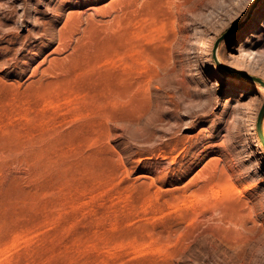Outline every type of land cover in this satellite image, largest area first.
Here are the masks:
<instances>
[{
  "label": "rangeland",
  "instance_id": "374dc122",
  "mask_svg": "<svg viewBox=\"0 0 264 264\" xmlns=\"http://www.w3.org/2000/svg\"><path fill=\"white\" fill-rule=\"evenodd\" d=\"M261 2L0 0V264H264Z\"/></svg>",
  "mask_w": 264,
  "mask_h": 264
},
{
  "label": "water",
  "instance_id": "95a60500",
  "mask_svg": "<svg viewBox=\"0 0 264 264\" xmlns=\"http://www.w3.org/2000/svg\"><path fill=\"white\" fill-rule=\"evenodd\" d=\"M241 24L229 29L221 38H219L217 40V42L215 43V46H214V49H213V54H214V57H215V60H216V63H217V66L219 68H221L222 70L224 71H227L228 73L232 74V75H237L241 78H244L246 80H249V81H252L254 83H257L259 84L260 86L264 87V81H262L261 79H259L258 77H255V76H252V75H249V74H246V73H240V72H236L234 70H231L230 68H228L227 66H225L224 64L220 63L218 60H217V57H216V52H217V48H218V45L220 43V41L226 37L227 35H230L231 33L233 32H236L239 28H240ZM263 117H264V106L259 114V117H258V123H257V132H258V136H259V139H260V142L261 144L263 145L264 147V132H263V126H262V122H263Z\"/></svg>",
  "mask_w": 264,
  "mask_h": 264
},
{
  "label": "bare ground",
  "instance_id": "6f19581e",
  "mask_svg": "<svg viewBox=\"0 0 264 264\" xmlns=\"http://www.w3.org/2000/svg\"><path fill=\"white\" fill-rule=\"evenodd\" d=\"M133 3H134V2H133ZM136 4H137V3H136ZM126 5H127V4H126ZM131 6H132V5H131ZM180 7H181V6H180ZM263 8H264V0H262V2L260 3V5L258 6V8H257L255 11L257 12V11L260 10V12H261V11H263ZM255 11H254V13H256ZM113 12H114V11H113ZM254 15H255V14H254ZM250 20H253L252 15L248 17L246 23L249 22ZM231 83H233V84L239 83V80H238L237 78H232ZM215 85H220V82H218V81H217V82H214V86H215Z\"/></svg>",
  "mask_w": 264,
  "mask_h": 264
}]
</instances>
